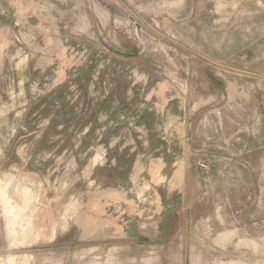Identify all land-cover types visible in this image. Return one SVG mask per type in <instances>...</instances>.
<instances>
[{"label":"rangeland","instance_id":"obj_1","mask_svg":"<svg viewBox=\"0 0 264 264\" xmlns=\"http://www.w3.org/2000/svg\"><path fill=\"white\" fill-rule=\"evenodd\" d=\"M0 264H264V0H0Z\"/></svg>","mask_w":264,"mask_h":264},{"label":"crops","instance_id":"obj_2","mask_svg":"<svg viewBox=\"0 0 264 264\" xmlns=\"http://www.w3.org/2000/svg\"><path fill=\"white\" fill-rule=\"evenodd\" d=\"M12 234H14V233H13V230H12Z\"/></svg>","mask_w":264,"mask_h":264}]
</instances>
